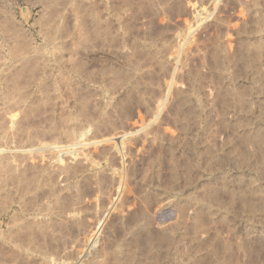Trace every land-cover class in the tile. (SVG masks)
<instances>
[{
  "label": "rangeland",
  "instance_id": "1",
  "mask_svg": "<svg viewBox=\"0 0 264 264\" xmlns=\"http://www.w3.org/2000/svg\"><path fill=\"white\" fill-rule=\"evenodd\" d=\"M0 264H264V0H0Z\"/></svg>",
  "mask_w": 264,
  "mask_h": 264
},
{
  "label": "bare ground",
  "instance_id": "2",
  "mask_svg": "<svg viewBox=\"0 0 264 264\" xmlns=\"http://www.w3.org/2000/svg\"><path fill=\"white\" fill-rule=\"evenodd\" d=\"M90 46L93 48L95 45L94 46L90 45ZM102 50H103V46H102ZM105 53H108V50L105 51ZM109 54H111V53H109ZM64 166L65 165H62L59 167V169L57 170V175H61L65 172L66 168Z\"/></svg>",
  "mask_w": 264,
  "mask_h": 264
}]
</instances>
